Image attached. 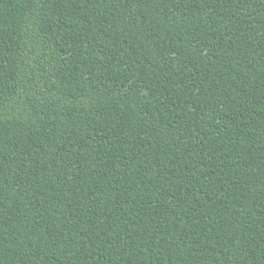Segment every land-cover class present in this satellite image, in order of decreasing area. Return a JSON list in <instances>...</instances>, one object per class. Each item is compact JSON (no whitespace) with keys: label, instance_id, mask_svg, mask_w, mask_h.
<instances>
[{"label":"trees","instance_id":"obj_1","mask_svg":"<svg viewBox=\"0 0 264 264\" xmlns=\"http://www.w3.org/2000/svg\"><path fill=\"white\" fill-rule=\"evenodd\" d=\"M0 264H264V0H0Z\"/></svg>","mask_w":264,"mask_h":264}]
</instances>
